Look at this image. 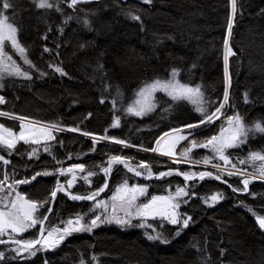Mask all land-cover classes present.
<instances>
[{
  "label": "trees",
  "instance_id": "1",
  "mask_svg": "<svg viewBox=\"0 0 264 264\" xmlns=\"http://www.w3.org/2000/svg\"><path fill=\"white\" fill-rule=\"evenodd\" d=\"M13 3L15 7L9 14L19 28V39L27 49L28 58L47 75L41 76L20 62L33 78L6 76L0 82L4 84L0 94L7 103L0 105V110L42 122H59L65 128L79 126L82 131L97 136L104 135L107 129L108 136L134 145L125 148L100 141L95 145L96 150L90 151L93 147L90 137L59 132L57 140L63 143L54 142L55 160L43 151L39 159H29L28 146H18L17 153L10 157L12 163L7 166L9 172L16 173V179L83 163L87 170L98 172L90 178L91 186L79 180L72 189L86 194L103 185L105 176L97 165H104L109 155L134 157L133 164L148 162L154 173L187 170L185 165L143 151L141 146L155 147L156 140L164 133L198 122L201 116L195 105L188 101L172 102L159 93L157 107L143 117L128 115L124 110L134 101L135 92L143 82L168 78L172 68L180 69L182 82L202 86L205 99L214 102L209 111L218 106L226 86L223 55L231 12L229 0H153L151 4L142 0H92L78 5L76 11L61 4L63 13L37 9L31 0H13ZM129 11L139 15L141 21L129 19L126 15ZM69 15L73 19L64 23ZM229 43L236 55L229 58L230 102L225 115L239 112L250 125L264 120V0H238V15ZM45 47L50 51L45 52ZM49 64L61 66L67 75L54 72ZM245 93L249 103L244 102ZM101 98H105L103 104ZM113 99L118 110H113ZM114 115L121 117L118 128L110 127ZM0 123L18 128L16 121L3 117ZM222 123L223 117L196 130L194 137L203 140L218 132ZM252 151H264V134H250L246 144L229 150L234 162ZM0 154L6 155L2 151ZM222 177L231 187L213 178L188 182L190 192L195 195L185 197L187 203H181L180 210L191 216L192 221L187 228L179 229V235V226L162 219H149L151 228L103 224L90 233H74L54 250H41L35 256L13 259L14 253L6 251L7 259L0 264H80L81 259L87 264H264V230L248 210L264 215V182L250 184L249 191L255 195L237 194L232 188L242 189V178ZM57 179L66 178L38 176L30 184L20 185L19 191L30 199L44 200ZM124 180L148 185L146 200L152 195L174 192L177 186L185 184L178 175L140 180L123 166H116L110 175L109 188L101 198L112 194ZM217 192L223 194L219 204L209 207L204 203V198ZM93 204L73 201L60 193L46 226L63 227L62 221L77 213H87L85 218H89ZM38 227L21 238H35ZM155 233H162L169 242L147 239L146 234ZM8 247L15 246L1 245L0 250ZM93 255L97 262L91 260Z\"/></svg>",
  "mask_w": 264,
  "mask_h": 264
},
{
  "label": "snow or ice",
  "instance_id": "2",
  "mask_svg": "<svg viewBox=\"0 0 264 264\" xmlns=\"http://www.w3.org/2000/svg\"><path fill=\"white\" fill-rule=\"evenodd\" d=\"M31 2L37 9L54 10L63 13L64 9L60 6L61 4L76 11L78 5L91 3L92 0H31ZM142 2L144 4H151L153 0H142ZM229 3L231 12L227 21V36L224 39L223 55L226 86L223 93V100L218 103V106L214 110L209 111V108L214 102H209L205 99L202 86L200 84L192 85L181 82V80L177 79L180 75V69L172 68L168 78L157 77L151 81L143 82L142 86L135 92L136 99L124 111L128 115L136 117H143L151 113L155 110L159 102L156 97L157 93H164L172 102L188 101L195 105V111L200 114L201 119L196 123H189L182 128L172 129L170 132L164 133L163 136L156 140L155 147L143 148L141 146V149L146 152L151 151L158 155L169 157L173 163L177 164L192 163L191 154L195 149H207L212 155L194 161L195 164L203 163L204 165H208L213 159H219L223 161L224 166L231 165V170H226L220 164H212V167L218 170L217 174L209 171L192 172L181 171L180 169H169L154 173L151 164L148 162L139 161L133 164L134 157L109 155L104 165H97L99 172H102L105 176L103 185L86 194L73 192L72 189L78 180H82L91 186L92 180L90 178L98 175V172L87 170L83 163H75L69 167L60 166L53 171L44 170L37 172L31 178L16 179V173L14 171L9 172L7 166L12 163L10 157L17 153L18 146L21 144L28 146L26 154L29 159H39V155L43 151L52 155L55 160L56 158L52 152L54 142L63 143L57 140L56 134L59 132H79L83 136L90 137L93 144L90 151H95V145L100 141H109L122 145L125 148L134 147V145L126 140L108 136L106 134L107 129L104 135L97 136L93 133L82 131L79 126L65 128L59 122L37 121L14 112L0 110V117L18 123V130L14 127L6 126L4 123H0V151L6 153V155L0 154V245L15 246L8 247L6 250H0V261L7 259L6 251L14 253L12 258L17 259L35 256L41 250H54L67 237L74 233L91 232L94 228L104 223L114 222L123 227L132 226L133 219L143 221L149 218H160L168 224L179 226L177 230V235H179V229L187 228L192 221L191 216L178 211L181 203H187V200H183L182 198L195 195V193L190 192L189 181H203L205 178L221 180V173L227 176L238 175L242 177L240 182L243 188H233V191H242L249 195H255L249 191V185L254 181L264 182V151L249 152L245 158L238 159L236 162H233L231 153L228 151L230 149L240 148L246 144L250 134H264V120H256L249 125L239 112H234L231 115H225L224 112L225 107L230 102L229 88L231 87V73L229 58L236 55V52L230 46L229 38L232 35L235 18L238 15V0H229ZM14 7L13 0H0V80H3L6 76L26 80L33 78L32 74L14 59V54L21 58L24 65L39 72L41 76L47 75L45 72H40L36 65L28 58L27 49L19 39V28L13 22V16L9 14L10 10H13ZM126 15L133 21H141V17L133 14L132 11L127 12ZM71 19H73L71 15L67 16L64 23H67ZM84 24L88 26L89 21L85 19ZM60 30L63 31V29ZM44 38L47 39L46 36ZM44 51L49 52L50 49L45 47ZM49 67L62 76L67 75L59 65L49 64ZM3 87L4 84L0 83V89ZM104 102L105 98H101L100 103L103 104ZM244 102L249 103L247 93L244 94ZM6 103V98L0 95V105ZM111 103L113 110H118L116 108V100L113 99ZM88 115L91 116V113ZM222 117L223 123L215 134L205 137L200 141L193 136L195 129L214 124L217 120H221ZM120 125L121 117L114 115L110 127L118 128ZM185 130L190 131L184 134ZM190 137L192 138L190 139ZM182 141H188V146L177 153L176 148ZM68 158L71 159V155ZM57 163L62 164L63 162L57 161ZM238 165H245L246 167L240 168ZM249 165L254 168V171H248L247 166ZM116 166H123L128 172L133 173L137 177L144 176L145 179H163L172 175L182 176L185 184L184 186H177L175 191L170 192L168 195H152L146 202L137 203L140 197L147 196L148 186L142 184L129 185L128 181L124 180L115 188V191L109 198L112 201L111 216L101 213L94 215L90 220H86L87 213H77L74 217L62 221L63 227L46 226V222L49 219L48 214L52 212L51 204L55 202L60 193L73 201L94 202L93 208L90 211L94 212L96 208H102L106 212L109 207L108 202L97 198L109 188L108 177H110ZM38 176H62L66 179L64 181L57 179L49 193V197L38 201L30 199L26 193L19 191L20 185L30 184ZM223 182L227 183V181ZM221 199H223V194L217 192L204 198V203L211 207ZM45 205L49 206L42 213L41 209L45 208ZM118 207L123 211V217L116 215ZM248 210L253 214L258 227L264 230V215L257 214L251 208ZM37 226L39 227L35 238H18L22 237L29 230L37 228ZM137 226L145 227V224L141 223ZM147 227L151 228L152 226L147 225ZM146 236L150 241H160L161 243L169 242L162 233L146 234ZM91 260L97 262L98 258L93 255ZM80 264H87V261L81 259Z\"/></svg>",
  "mask_w": 264,
  "mask_h": 264
},
{
  "label": "rangeland",
  "instance_id": "3",
  "mask_svg": "<svg viewBox=\"0 0 264 264\" xmlns=\"http://www.w3.org/2000/svg\"><path fill=\"white\" fill-rule=\"evenodd\" d=\"M9 51H11V49H9ZM14 59L15 60H17V61H19L18 63H20V62H22L23 63V61L21 60V58L18 56V55H15L14 54ZM21 64V63H20ZM21 66L24 68V66L21 64ZM27 66V65H26ZM177 79H179L180 80V78H179V76L177 77ZM2 80H0V82H1ZM182 82V81H181ZM159 93H157L156 94V97H157V95H158ZM1 95V94H0ZM135 99H136V97H135ZM134 99V100H135ZM226 108V107H225ZM225 110V109H224ZM225 112V111H224ZM7 119V118H6ZM222 119V118H221ZM38 121V120H37ZM14 127V126H13ZM202 127H204V126H201L200 128H202ZM15 129H17L18 130V128L17 127H14ZM68 128H71V127H68ZM180 128H182V127H180ZM200 128H197V129H195L194 130V132H193V136L195 135V133H196V130H198V129H200ZM188 131H190V130H185V133L184 134H187V132ZM64 132H68V133H75V134H80L79 132H70V131H64ZM170 132V131H169ZM192 137H190V139H191ZM196 138V137H195ZM107 142H109V141H107ZM112 143V142H111ZM186 146H188V141H182L178 146H177V148H176V151H177V153H179L180 151H181V149H183L184 147H186ZM229 151V150H228ZM150 153H153V152H151V151H149ZM153 154H155V155H158L157 153H153ZM212 155V153H210L207 149H202V148H198V149H195L194 151H193V153L191 154V160L193 161L192 163H179L180 165H185V167L187 168V170L186 171H192V172H201V171H206V170H209V171H211V172H213V173H215V174H217L218 173V170L216 169V168H213L212 167V164H220V165H222V166H224L223 165V161H220L219 159H213L212 160V162L210 163V164H208V165H204L203 163H200V164H195L194 163V161H196V160H201L203 157H205V156H211ZM158 156H161V155H158ZM162 157H166V156H162ZM166 158H168V159H170L169 157H166ZM171 160V159H170ZM234 162V161H233ZM225 167V169L226 170H231V165H227V166H224ZM238 167H240V168H244V167H246L245 165H238ZM247 168H248V171L249 172H251V171H254V168L252 167V166H247ZM227 176L226 174H224V173H221V176ZM229 177H236V175H234V176H229ZM240 177V176H239ZM70 178V177H69ZM242 178V177H241ZM222 179H223V177H222ZM79 181V180H78ZM77 181V182H78ZM220 181V180H219ZM129 185H132V184H129ZM142 185H145V184H142ZM148 186V185H147ZM250 186V185H249ZM233 189V188H232ZM148 191H149V186H148ZM237 194L238 193H240V194H246L245 192H242V191H238V192H236ZM113 194V193H112ZM112 194H110L109 196H107V197H105V198H100V199H102V200H105V201H107L108 202V205H109V207H108V209H107V211L105 212V210L104 209H102V208H96L95 209V211L93 212V214L89 217V218H85L86 220H90L91 218H93L94 217V215H99V214H101V213H103L104 215H108V216H111L112 215V210H111V204H112V201L109 199L111 196H112ZM161 195H168V194H161ZM146 197L147 196H145V197H140L139 198V200L137 201V203H140V202H146ZM185 198V197H184ZM184 198H182L183 200H184ZM222 200V199H221ZM220 200V201H221ZM220 201L218 202V203H216L215 205H213V206H216L217 204H219L220 203ZM213 206H211V207H213ZM178 211L180 212V213H182L181 212V210H180V208L178 209ZM116 215H119V216H121V217H123L124 216V213H123V211H121L120 209H119V207L117 208V212H116ZM149 219H151V218H149ZM149 219H147V220H143V221H141V220H138V219H133L132 220V226H136V225H139V224H141V223H143V224H145V225H148V222H149ZM156 219H160V218H156ZM105 224H107V225H109V224H116V223H104V225ZM101 225H103V224H100V226ZM132 226H123V227H132ZM38 227V226H37ZM33 229H35V228H33ZM33 229H31V230H33ZM95 229V228H94ZM93 229V230H94ZM92 230V231H93ZM30 231V230H29ZM91 231V232H92ZM27 233V232H26ZM82 233H90V232H82ZM25 234V233H24ZM23 234V235H24ZM18 238H21V237H18ZM1 246V245H0ZM43 251H49V250H43Z\"/></svg>",
  "mask_w": 264,
  "mask_h": 264
},
{
  "label": "water",
  "instance_id": "4",
  "mask_svg": "<svg viewBox=\"0 0 264 264\" xmlns=\"http://www.w3.org/2000/svg\"><path fill=\"white\" fill-rule=\"evenodd\" d=\"M3 96V95H2ZM206 171H209V170H206ZM209 172H211V171H209ZM213 173V172H212ZM133 174V173H132ZM215 174V173H214ZM134 175V174H133ZM137 177V176H136ZM138 179H140V180H147V179H145L144 178V176H140V177H137ZM220 181H226L225 179H221ZM108 183H110V177H109V180H108ZM225 183V182H224ZM227 185H230L228 182L226 183ZM104 193V192H103ZM103 193H101L100 194V196L97 198V199H99V198H101L102 197V195H103ZM238 194H240V193H238ZM54 204H55V202L54 203H52L51 204V207H52V210H53V208H54ZM51 214V213H50ZM50 214H48V215H50Z\"/></svg>",
  "mask_w": 264,
  "mask_h": 264
}]
</instances>
